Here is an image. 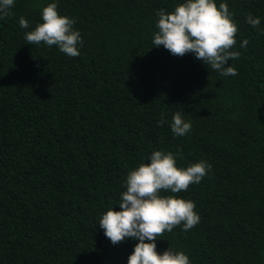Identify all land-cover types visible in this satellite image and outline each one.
Here are the masks:
<instances>
[{
  "label": "trees",
  "instance_id": "obj_1",
  "mask_svg": "<svg viewBox=\"0 0 264 264\" xmlns=\"http://www.w3.org/2000/svg\"><path fill=\"white\" fill-rule=\"evenodd\" d=\"M0 264H264V0H0Z\"/></svg>",
  "mask_w": 264,
  "mask_h": 264
}]
</instances>
